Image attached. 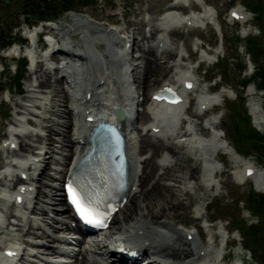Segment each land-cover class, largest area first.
Wrapping results in <instances>:
<instances>
[{"label":"bare ground","instance_id":"bare-ground-1","mask_svg":"<svg viewBox=\"0 0 264 264\" xmlns=\"http://www.w3.org/2000/svg\"><path fill=\"white\" fill-rule=\"evenodd\" d=\"M171 4V9L160 17V23L155 24L152 30L149 28L155 31L153 34L151 32L152 35L159 33L155 38L157 45L153 41L152 46H145L144 40L147 39L146 43H149V38L153 37L145 34L143 25L136 21H129L127 26L118 30L115 27L102 25L100 21L93 20L89 14L74 18L70 26L47 25L53 38L42 51L39 49L41 43L26 45V53L35 59L31 70L36 77L31 80L27 95L24 94L26 100L23 102L16 100L18 105L16 115L12 120L13 125L9 127V138L2 147L12 156H5L4 161L0 163V196L4 198L2 199L4 204H0V234L8 230L13 234V240L11 244L4 246L0 238V249H2L0 261L8 262L10 260L8 256H11L12 264H21L19 261H22V264H219L218 258L223 250L224 234L211 233L210 238L203 245L204 236L199 228L181 230L167 215L170 212L178 213L183 204L189 203L192 199L193 188L189 186L190 180H198L195 182L194 190H204L201 199L204 198L218 177L221 164V159L218 157L220 150L229 154L233 161L238 162L241 159L227 139L218 132L217 125H213L216 123L214 118L210 119L213 127L211 133L208 127L198 120L203 111L213 109L214 105L211 104H215L216 99L223 98L228 92L214 94V91L207 90L200 94L199 107L192 112L197 119L194 117L195 119L182 129L175 128L183 109L188 111L191 108L190 104L187 105V98L192 100L190 93L198 91L195 71H191L190 66L185 63L186 55L182 46L177 50L173 61H167L166 64L159 62L162 55L168 57L173 53V45L169 41L173 32L179 31L181 26L193 28L194 25L202 26L214 21L217 11L215 6L206 0L202 3L201 10H189L183 15L174 9L179 8L177 4ZM230 17L242 21L248 19V15L238 8L231 9ZM244 29L246 32L248 27ZM32 30L38 31L39 28L35 27ZM81 32H83L84 48L72 50L70 45L76 43L75 35ZM100 39L106 43L105 49L98 48L97 43ZM8 49H10L9 53H14L19 47L11 45ZM133 49H136V53H140L138 57L140 65L129 64L133 61V56L131 57ZM206 52L208 54L203 55L205 58L211 53ZM180 64L184 66L181 67ZM43 67L55 76L54 80L51 75L47 76ZM171 72L176 73L175 76L171 75ZM60 80L63 81L61 89L57 84ZM134 80L138 83L142 95H145L144 98L136 95V91L132 88ZM52 82L55 85H52ZM42 88L48 90L43 95L40 90ZM150 91L148 97L147 93ZM156 93L163 96L155 97ZM168 94H173L176 99H169ZM48 102L52 105L46 108ZM115 103L120 104L125 110L120 125L126 137L129 164L126 200L112 215L107 229L101 232L100 236L97 235L93 243H88L87 240L85 242L88 244H82L83 238L70 234L76 229L75 225H72L66 217L56 216L61 214L56 210L70 211L66 202L64 184L62 193H55L48 190L47 181H44L43 190L38 182H43L46 178L52 182L50 187L58 186L56 190L59 189V179L63 176V171H66L65 181L86 148L89 131L85 120L81 118L87 119L99 113L104 118H112ZM19 104L22 107H19ZM140 105H144L143 109ZM62 107L65 109L61 116L68 113V120L61 118L60 122L54 115L59 116ZM250 109L255 122H263L257 123L258 127H262L264 116L260 115V103L256 100L250 101ZM134 110L136 116L129 119ZM146 118H150L151 121L148 128L141 132L139 139L135 132L138 123ZM53 122H58V126L69 127L71 130L63 133L61 138L58 133L62 127H54ZM57 139L62 141V146L58 144L59 148L56 145ZM145 149L151 152L148 158L138 155L140 150ZM160 149H165L167 153L162 154L161 160L156 161ZM54 158L58 164L65 158V161L69 160V162L59 167L52 166L53 163L57 164ZM187 159H192L195 164L184 163ZM196 165L200 168V177H197ZM51 169L56 170L51 172ZM160 170L163 171L159 172ZM45 171L47 173L44 174ZM171 178L177 184L167 183ZM236 178L239 182L252 179L255 188L264 191V171H257L253 165L245 166L243 173L237 171ZM149 179L155 181L152 180L148 184ZM14 182H19L20 185L11 189L9 184ZM34 182L38 183V189L34 188ZM44 193L49 198L44 199ZM137 195L138 200L133 201ZM129 198L133 204L128 205L130 207L126 205ZM41 200H45L47 205L54 208L44 203L42 205ZM8 201L11 207H18L17 213L12 212L16 217L15 220L8 217L9 208L5 206L8 205ZM125 206L128 212L132 213L134 210L139 212L134 217L128 213L127 227H123L120 231L117 230L118 228L112 231L114 226L112 222L119 218L120 211L124 210L125 215L127 210L124 209ZM32 213L37 214L38 218L30 217ZM162 215L166 217L159 219ZM69 216H72L71 211ZM53 217L56 219L50 223L49 219ZM33 220L35 225L30 226L28 222ZM25 225L28 229H25ZM40 229L42 233L38 231ZM62 232L64 236L58 238L55 236ZM111 237L120 241L124 238L132 242L133 244L126 243L116 248L121 249L122 253L132 252L134 258H127L121 253L110 251L106 245L107 239ZM217 237L220 238L219 244L216 241ZM54 238L73 240L79 246L68 244L65 245L66 247L60 246L55 243ZM39 239L43 240L41 244L38 242ZM89 245L103 247L106 252L93 254ZM47 246L53 249L50 250L46 248ZM56 250L67 253L66 257L54 254ZM53 256L59 259H52ZM35 257H42L46 262ZM13 259L17 262H13Z\"/></svg>","mask_w":264,"mask_h":264},{"label":"rangeland","instance_id":"rangeland-1","mask_svg":"<svg viewBox=\"0 0 264 264\" xmlns=\"http://www.w3.org/2000/svg\"><path fill=\"white\" fill-rule=\"evenodd\" d=\"M206 1L214 5L217 11V14H215L216 17L214 19V23H207L205 26L193 27V28L188 26H181L179 31L173 32V34L170 35V42L173 45L172 48L173 53L168 57L164 55H162L161 57L159 56L160 57L159 62L161 64H166L167 61H173L177 53V50L181 46L184 48V52L186 55L185 63H187L189 66H191V64L195 65L197 61L199 62L200 59H203V61H200L197 70L194 72V75L196 77L195 84L198 85V91H192L190 93V96L191 97L195 96L196 100L193 101V103L190 106L191 108L186 113L189 115L188 118L190 122L196 118L192 112L199 107L200 104L199 95L207 91V89L211 88L214 91L213 92L214 94L216 93L225 94V92H228L223 96V98L216 99V102L219 101V103L213 109L206 112L203 111L198 120L199 122H201L202 125L206 126L205 122L209 121L210 123V119H213L214 117L210 116L208 117V119H205V117L207 115H212V113H214L216 117L213 120L216 123L213 125H217L218 132L221 133L227 139L229 144L241 156V159L238 162L233 161L229 154L219 151L218 157L221 159L220 168L221 167L222 168L217 173L218 177H216L214 185L211 186V188L205 195L206 197L204 196V198L201 199L204 190L202 189H196V191L194 190L195 182H198V180L196 179L190 180L189 181L190 183L189 182L188 183L189 186L193 188L192 199L190 200L189 203H186L185 205L183 204L182 208L179 209L178 213L172 214V212H170L169 215L167 216H169V219L172 220L173 223L176 226H178L181 230L182 229L196 230L197 228H199L204 236V240H202L203 245L206 243L207 239L210 238L211 233H222L226 236V231H227L228 232V241L226 244L227 253L225 254V259L223 261V264L231 263L239 260H242L243 264H260L259 261L256 258H254V256L252 255L250 248L244 245V241L242 240V237L240 235V231H242L243 229L236 227L237 225L241 224L243 221H245L246 223H250L253 220H259L261 217L260 213L255 212L253 206L250 207V204H248L247 202H244L242 200L238 202V199L240 198L245 199L247 197V192L250 186L254 185V181L252 179H247L245 181L239 182L236 178V172L240 171L241 173H243L244 168L247 165H253L257 171H264V157L261 158L259 153L252 149L249 140H244L241 143L238 136L240 132H236L233 129L234 124L237 123L239 127L242 128V130H245V132L249 130L250 131L256 130V128L252 124V119L250 115V108H249L250 101L252 100L259 101L260 105L264 109V96L257 93L261 89L256 87L255 83L252 81H250L245 86H242L241 84L242 79L244 77L249 76L254 65L250 55L245 49L243 38L248 34L259 35L260 32L257 24L255 23V19L251 18L252 12L249 10L250 7L244 4L242 0H234V1L206 0ZM170 2L171 0H89V3L86 4L85 6H78L74 9L64 12L56 19V21L54 22L52 21V23H55L54 25L56 27H66L72 24L74 18L79 17L83 14H89L92 16L93 20L100 21L102 25L107 27H115L119 30L121 27L127 26L129 21L132 22L136 21L140 25L141 24L143 25V31L144 33L146 32L145 34H149V37H153V38H149L150 42L149 43L147 42L148 44L146 43L147 39H145L143 42L146 47L147 46L149 47V45L150 46L153 45V41L157 45V41H155V38L156 36L159 35V33L156 32V34L152 35L153 33H155V31H151V30L153 26L158 23V19H160L159 16L162 14V12L164 10L168 11L169 9H171L172 4ZM20 3L21 0H0V16L3 15L1 16L3 18L6 16L5 14H9L7 17H10V14L17 9ZM196 7L199 8V10L202 9V0L201 2L199 0V2L196 3ZM232 8H238L243 10L245 14L249 15V18L246 21L232 19L230 17V11ZM187 10H188L187 7L183 8V11H187ZM245 27H248V30L246 32H244ZM24 28L25 26L20 28V34L24 30ZM131 28H134V26H131ZM149 28H151V30ZM127 30H129V28ZM148 31L149 33H147ZM76 35H75L76 43L74 44V46L84 48V44L82 41L83 32L77 33ZM236 37H239L240 40L237 39ZM139 39H141V37H139ZM102 41L103 40L100 39L98 45L102 46V48L105 49L106 43ZM199 42H202V48L197 47L198 46L197 44ZM9 47L6 46L5 48L0 49V56H1L0 76H2V79L6 78V76L8 75V70L11 71L10 74L12 75L15 67L13 55L12 53H9L10 50L8 49ZM208 48H211L210 49L211 53L209 57L205 58L203 57V55L205 54ZM21 55H23V53H20L19 56ZM139 55L140 53H136V49H133V52L131 53V57L133 56V61L129 62V64L133 63L135 65H140L139 64L140 61L138 59ZM241 64H244V67L242 69H239V65ZM182 65L183 64H180L181 67ZM181 67L179 69H181ZM32 68L33 66L28 63L27 70L25 72V77L22 80L21 91H17L16 88L13 86V84H11L12 80L6 78L7 81L5 82L6 84L5 87L7 86L8 89H4L3 91L0 92V163L4 161L3 158H5V156H12V154H8V152L4 150L2 147L3 144L7 142L8 140L7 138H9V127L10 125H13L12 120L16 115L15 111L18 108V105L16 104V100L20 102L26 100L24 94L27 93L28 87L31 84L30 83L31 80L36 77V75L32 73L31 70ZM43 71L46 72L47 76L51 75L52 80L55 79V76H53L50 72H48L46 68L43 67ZM173 74L174 73L171 72V75ZM62 82L63 81L60 80V83H57L60 89L63 87L61 85ZM52 85H55V83L52 82ZM132 88L134 89V91H136L135 92L136 95H140L142 96L141 98H144L145 95H142V92L140 91V87L138 86V83L135 80L132 82ZM40 90L42 91L41 92L42 95L44 94L45 91H48L46 88H42ZM251 91L252 92L255 91V92L251 93ZM147 94H148L147 96L149 97L151 91L150 93L148 92ZM51 105L52 103L48 102L45 107L49 108L51 107ZM19 107H22L21 104H19ZM143 107L144 105H140L141 109H143ZM44 109H42V111ZM64 109H65L64 107L60 109L59 116L54 115L59 118L60 122L62 121L61 118H63L64 120H68V113L64 114V116H61V114L64 113ZM244 117L248 118L249 125L243 122ZM54 119H56V117H54ZM150 121H151L150 118H146L138 123V128L136 129L135 133L137 134V137L139 136V139L141 132H143L145 129L148 128ZM58 122H53L52 125L55 124L54 127L56 128L62 127L58 133V136L62 138V134L65 133L66 131L69 132L71 129L69 127L67 128L63 126H58L57 125ZM190 122L188 124H190ZM48 124H51V122L50 123L48 122ZM184 126H186V124L182 125L179 128L182 129ZM207 129L209 130V133H211L209 127ZM245 132H243L244 135ZM260 132L264 133V129ZM61 143L62 141L60 140L56 141L57 146L58 144L62 146ZM63 143L65 144L64 141ZM60 146H58L57 148H59ZM166 153L167 152L165 151V149H160L159 152L157 153L155 160L156 161L161 160L162 154H166ZM57 155L59 158L60 154L58 153ZM138 155L140 157L148 158L149 156H151V152L148 151L147 149L140 150L138 152ZM14 157H16V154H14ZM65 159H62L61 163L58 164V161L54 158L55 160L54 162H56L57 164L53 163L52 166L54 165L56 167H59V166H63L65 163L67 164L69 160L65 161ZM46 160L47 158L45 159V161ZM184 163H190L193 165L195 164L192 159H187L186 162ZM196 167L198 171L197 177H200L199 176L200 168L197 165ZM55 170L56 169H51V172L53 171L55 172ZM141 170H142V164H141ZM162 171L163 170H160L159 172ZM45 173L47 172L45 171L44 174ZM62 175L63 176H60L59 179L60 184L58 185L60 187L58 190H56V187L58 186L50 187L52 182H50L46 178L43 179V182L39 181L38 183L40 184L43 190L44 189L43 184L47 181L49 185L46 184L45 185L48 188V190L54 191L55 193H60V192L62 193V186H63L62 183L65 179L66 171H63ZM172 179L173 178L168 179L167 183L168 182L176 183L175 181H172ZM150 181L154 182L155 179H149L148 184H150L149 183ZM38 183L34 182L33 186L35 189L39 188ZM10 185L14 187L15 183H10ZM44 196H45L44 199L49 198V196H47V194L45 193ZM137 197L138 195L133 198V201L138 200ZM41 201H42L41 204L42 203L46 205L48 204L45 200H41ZM126 205L127 206L133 205L130 202V198ZM47 206L52 207L51 205H47ZM6 208L7 209L9 208L7 213L8 217L10 219L12 218V220H15L16 217L15 215L12 214V212L17 213L18 207L13 208L11 206L9 207L6 206ZM124 209H127L125 215L123 214L124 210L120 211L118 214L119 218L114 219V221L112 222V225H114L112 226V231H116L117 228H118L117 230L119 231L121 229L123 230V227H127V224H129V221L127 220V216L129 217L130 214V216L134 217L135 214L139 212V210H134L132 213L128 212V208H126V206ZM56 211L61 213V214H56V216L59 215L62 217L69 218V213H70L69 210H64V211L56 210ZM198 215H200V217H198ZM30 217L38 218V215L32 213V215L30 214ZM165 217H163L162 215V217H159V219ZM54 219L56 218L54 217L50 218L49 219L50 223H52ZM34 222L35 220H33L32 222L30 221L28 223L30 226H34L35 225ZM209 225L211 227H209ZM25 229H28L27 225H25ZM38 231L41 232V229ZM62 233L56 234L55 236L57 238L59 236L62 237L64 236V233L63 234ZM12 237L13 234L10 233L8 230H4V232L0 234L1 241H3L4 246H7L12 243L13 240ZM54 241L55 243H58L60 246L67 244L79 246L76 245V243H74L73 241H66L59 239H56ZM38 242L41 244L43 240L39 239ZM219 242H220V238L217 243L219 244ZM82 244H84V242ZM37 248L40 249L43 247H37ZM46 248L50 250L53 249L50 246L49 247L47 246ZM54 254H63L64 256L66 255L64 253H59L57 250ZM80 257H82V255H80ZM35 258L42 262H46L42 257L39 258L35 257Z\"/></svg>","mask_w":264,"mask_h":264},{"label":"trees","instance_id":"trees-1","mask_svg":"<svg viewBox=\"0 0 264 264\" xmlns=\"http://www.w3.org/2000/svg\"><path fill=\"white\" fill-rule=\"evenodd\" d=\"M234 1V0H233ZM244 4L249 6L254 13L255 23L260 29L259 35L248 34L243 38L246 51L254 63V70L249 76L244 77L241 81L242 86L252 81L258 88H264V0H242ZM89 0H21L17 9L10 14H5V17L0 16V49L11 44L14 40H19L21 37L18 34L17 27L21 24L37 23L41 20H55L64 12L74 9L78 6H85ZM239 39V37H236ZM240 40V39H239ZM244 64L239 65L242 69ZM26 72V58L21 57L16 59V70L13 75H8L6 78L12 80L11 84L18 90H22V80ZM6 81V80H5ZM5 81L0 77V90L5 88ZM248 117V116H247ZM244 117L243 122L249 125L248 118ZM233 129L240 132L239 139L241 143L244 140H249L253 150L257 151L260 157H264V133L258 130H242L237 123ZM245 132V135L243 134ZM244 201L253 206L254 211L260 213L261 217L256 223H246L243 221L237 225L243 229L240 231L244 245L250 248L252 255L260 264H264V192L256 191L250 186L247 197L240 198L239 201Z\"/></svg>","mask_w":264,"mask_h":264},{"label":"snow or ice","instance_id":"snow-or-ice-1","mask_svg":"<svg viewBox=\"0 0 264 264\" xmlns=\"http://www.w3.org/2000/svg\"><path fill=\"white\" fill-rule=\"evenodd\" d=\"M73 203L77 204L78 209L81 211V215H90L87 209L83 208L78 198H74Z\"/></svg>","mask_w":264,"mask_h":264},{"label":"water","instance_id":"water-1","mask_svg":"<svg viewBox=\"0 0 264 264\" xmlns=\"http://www.w3.org/2000/svg\"><path fill=\"white\" fill-rule=\"evenodd\" d=\"M117 115H118V117L121 118V117H123L124 114H123L122 110L118 109L117 110Z\"/></svg>","mask_w":264,"mask_h":264}]
</instances>
